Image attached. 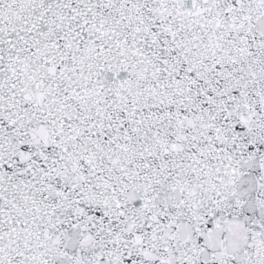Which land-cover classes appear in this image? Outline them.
I'll use <instances>...</instances> for the list:
<instances>
[{"label": "snow or ice", "instance_id": "snow-or-ice-1", "mask_svg": "<svg viewBox=\"0 0 264 264\" xmlns=\"http://www.w3.org/2000/svg\"><path fill=\"white\" fill-rule=\"evenodd\" d=\"M0 264H264V0H0Z\"/></svg>", "mask_w": 264, "mask_h": 264}]
</instances>
